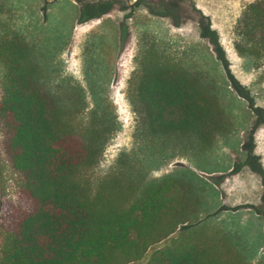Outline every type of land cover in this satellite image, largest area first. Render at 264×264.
Returning <instances> with one entry per match:
<instances>
[{
	"label": "trees",
	"instance_id": "trees-1",
	"mask_svg": "<svg viewBox=\"0 0 264 264\" xmlns=\"http://www.w3.org/2000/svg\"><path fill=\"white\" fill-rule=\"evenodd\" d=\"M0 31L6 37L0 44V122L6 153L30 201V209L1 232L0 264H130L205 210L206 182L190 169L147 182L122 170L93 188L82 172L100 161L117 130L95 80L94 108L83 129L75 122L83 102L77 84L52 77L49 61L34 57L40 51L22 34ZM235 31L241 56L264 53V0L247 5ZM155 48L145 50L129 94L143 136H194L198 145L209 146L231 134L236 119L220 80ZM185 228L147 264H264L251 262L221 227Z\"/></svg>",
	"mask_w": 264,
	"mask_h": 264
},
{
	"label": "rangeland",
	"instance_id": "rangeland-1",
	"mask_svg": "<svg viewBox=\"0 0 264 264\" xmlns=\"http://www.w3.org/2000/svg\"><path fill=\"white\" fill-rule=\"evenodd\" d=\"M254 1L118 0L105 16L82 22L77 0H0V29L22 34L40 51L34 57L49 61L52 77L81 89L76 125L84 129L90 122L92 80L103 109L115 119L117 130L100 161L82 172L93 188L122 170L147 182L190 169L206 182L205 210L130 264H147L157 248L189 225L221 227L235 236L251 262L264 261V53L245 57L235 48L237 21ZM5 38L0 31V44ZM155 45L163 57L201 67L227 88L228 109L236 119L231 134L209 146L198 145L194 136H143L129 94L145 50ZM3 84L0 61V102ZM5 139L0 122V236L30 209Z\"/></svg>",
	"mask_w": 264,
	"mask_h": 264
},
{
	"label": "flooded vegetation",
	"instance_id": "flooded-vegetation-1",
	"mask_svg": "<svg viewBox=\"0 0 264 264\" xmlns=\"http://www.w3.org/2000/svg\"><path fill=\"white\" fill-rule=\"evenodd\" d=\"M78 1L82 8V16L81 19H79L82 22L92 21L93 19L105 16L112 9L113 5L118 2V0H95L91 2L77 0V2ZM136 2H138V0H136Z\"/></svg>",
	"mask_w": 264,
	"mask_h": 264
}]
</instances>
